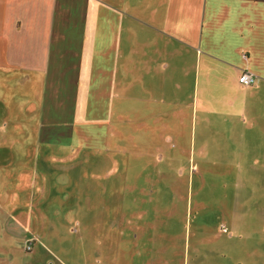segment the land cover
Here are the masks:
<instances>
[{"label":"crops","instance_id":"1","mask_svg":"<svg viewBox=\"0 0 264 264\" xmlns=\"http://www.w3.org/2000/svg\"><path fill=\"white\" fill-rule=\"evenodd\" d=\"M3 90L21 139L181 176L195 262L264 264V0H0Z\"/></svg>","mask_w":264,"mask_h":264},{"label":"rangeland","instance_id":"2","mask_svg":"<svg viewBox=\"0 0 264 264\" xmlns=\"http://www.w3.org/2000/svg\"><path fill=\"white\" fill-rule=\"evenodd\" d=\"M13 116L0 121V264H205L195 248L209 221L194 208L186 221L181 176L106 171L100 155L44 149L21 139Z\"/></svg>","mask_w":264,"mask_h":264},{"label":"built area","instance_id":"3","mask_svg":"<svg viewBox=\"0 0 264 264\" xmlns=\"http://www.w3.org/2000/svg\"><path fill=\"white\" fill-rule=\"evenodd\" d=\"M239 82L242 84L249 85L253 82V77L248 73H243L239 78Z\"/></svg>","mask_w":264,"mask_h":264}]
</instances>
